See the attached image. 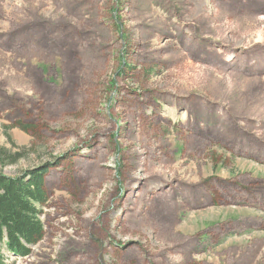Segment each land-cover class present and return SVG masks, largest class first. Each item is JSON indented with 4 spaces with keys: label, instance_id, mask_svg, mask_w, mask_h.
Here are the masks:
<instances>
[{
    "label": "rangeland",
    "instance_id": "374dc122",
    "mask_svg": "<svg viewBox=\"0 0 264 264\" xmlns=\"http://www.w3.org/2000/svg\"><path fill=\"white\" fill-rule=\"evenodd\" d=\"M0 152L7 264H264V0H0Z\"/></svg>",
    "mask_w": 264,
    "mask_h": 264
},
{
    "label": "trees",
    "instance_id": "16d2710c",
    "mask_svg": "<svg viewBox=\"0 0 264 264\" xmlns=\"http://www.w3.org/2000/svg\"><path fill=\"white\" fill-rule=\"evenodd\" d=\"M47 203L43 169L15 178L0 175V264H7L6 254L28 258L43 240L40 217Z\"/></svg>",
    "mask_w": 264,
    "mask_h": 264
}]
</instances>
